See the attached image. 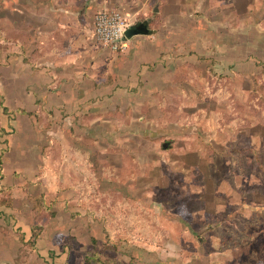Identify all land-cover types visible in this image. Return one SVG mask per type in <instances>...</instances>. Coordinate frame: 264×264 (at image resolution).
Masks as SVG:
<instances>
[{
    "label": "rangeland",
    "instance_id": "374dc122",
    "mask_svg": "<svg viewBox=\"0 0 264 264\" xmlns=\"http://www.w3.org/2000/svg\"><path fill=\"white\" fill-rule=\"evenodd\" d=\"M174 2L107 0V11L152 33L164 19L155 7L182 36L204 28L206 0H179L184 14ZM207 2L216 43L236 38L225 20L262 29L245 34L264 74V0ZM233 67L189 93L136 89L118 109L62 110L53 95L54 109L24 111L0 94V264H264V78Z\"/></svg>",
    "mask_w": 264,
    "mask_h": 264
},
{
    "label": "crops",
    "instance_id": "0c3cea01",
    "mask_svg": "<svg viewBox=\"0 0 264 264\" xmlns=\"http://www.w3.org/2000/svg\"><path fill=\"white\" fill-rule=\"evenodd\" d=\"M178 2L173 3L177 14L186 13ZM230 4L222 2L227 14ZM108 6L107 0H0V94L5 106L11 103L24 111L54 109L52 96L59 95L62 110L69 105L70 111L80 109L79 104L82 109L96 110L106 100L118 109L123 96L136 89L151 99L173 90L196 91L201 83L209 87L215 68L228 70L232 65L240 79L255 80L261 61L257 41L254 36L246 39L245 34L248 29L262 31L255 22L246 24L243 19L239 24L237 20L235 27L227 20L221 22L219 28H226L227 35L235 31L236 38L227 36L216 43V18L207 0L199 8L205 14L204 28L194 26L183 36L182 26L170 22L168 11L155 7L157 16L164 18L160 29L152 33L149 28L145 37H130V49L116 55L94 34L95 12L107 11ZM255 13L256 8L250 7L248 15ZM124 14L130 21V13ZM186 62L188 70H181ZM185 71L187 86L181 84ZM73 101L79 106L73 107ZM1 126L6 128L3 121Z\"/></svg>",
    "mask_w": 264,
    "mask_h": 264
},
{
    "label": "built area",
    "instance_id": "2783aa9c",
    "mask_svg": "<svg viewBox=\"0 0 264 264\" xmlns=\"http://www.w3.org/2000/svg\"><path fill=\"white\" fill-rule=\"evenodd\" d=\"M94 23V34L101 45L114 52L130 48L126 31L132 24L122 10L100 11L96 13Z\"/></svg>",
    "mask_w": 264,
    "mask_h": 264
},
{
    "label": "water",
    "instance_id": "95a60500",
    "mask_svg": "<svg viewBox=\"0 0 264 264\" xmlns=\"http://www.w3.org/2000/svg\"><path fill=\"white\" fill-rule=\"evenodd\" d=\"M156 11H158V7L155 8ZM149 28H148V21L142 22V23H136L132 24L126 31L127 37H132L134 35L138 34H148Z\"/></svg>",
    "mask_w": 264,
    "mask_h": 264
},
{
    "label": "trees",
    "instance_id": "16d2710c",
    "mask_svg": "<svg viewBox=\"0 0 264 264\" xmlns=\"http://www.w3.org/2000/svg\"><path fill=\"white\" fill-rule=\"evenodd\" d=\"M148 28H149V22H148ZM260 77H263L264 78V74H261V73H259V72H256L255 74H254V78H260ZM168 146H170V145H168ZM90 257H88L87 255L85 256V261L86 262H88V264H90Z\"/></svg>",
    "mask_w": 264,
    "mask_h": 264
}]
</instances>
